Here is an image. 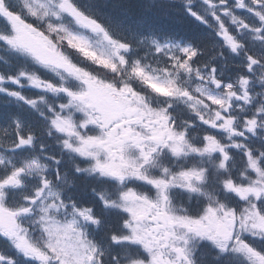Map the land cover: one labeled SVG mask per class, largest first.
I'll return each mask as SVG.
<instances>
[{"label": "snow or ice", "instance_id": "1", "mask_svg": "<svg viewBox=\"0 0 264 264\" xmlns=\"http://www.w3.org/2000/svg\"><path fill=\"white\" fill-rule=\"evenodd\" d=\"M0 264H264V0H0Z\"/></svg>", "mask_w": 264, "mask_h": 264}]
</instances>
